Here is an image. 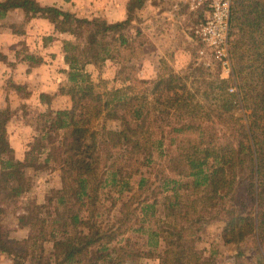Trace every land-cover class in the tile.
I'll list each match as a JSON object with an SVG mask.
<instances>
[{"label": "trees", "instance_id": "trees-1", "mask_svg": "<svg viewBox=\"0 0 264 264\" xmlns=\"http://www.w3.org/2000/svg\"><path fill=\"white\" fill-rule=\"evenodd\" d=\"M145 1L131 0L128 20L110 24L41 6L36 0H0V19L11 11L22 10L27 17L49 20L60 33L86 40L64 42L69 70L61 93L71 97L72 105L70 109L50 113L54 115L52 131H65L46 159L48 165L61 171L62 188L48 204L28 200L18 221L20 227H31L32 232L22 240L10 238L11 230L3 223L1 215L5 210L1 205L4 194L6 201L15 205L28 198L32 190L28 168L42 167L34 156L37 147H32L24 162L0 160V253L13 264H122L124 258L137 253L132 250L130 239L124 238L134 228L129 223L138 211L155 216L157 200L132 196L122 203L117 221L107 225L102 216L112 209L103 211L102 196L108 188L119 189L120 196L138 192L130 179L149 167L156 153L166 156L169 124L159 126L153 133L147 128L153 105L163 107V113H177L191 108L195 95L188 89V78L166 68L150 83L138 79L131 83L130 78H125L129 85L111 89L107 81H96L88 66L100 69L106 61L115 60L118 49L128 44L125 30L130 14L141 9ZM230 26L232 75L208 83L205 94L208 99L218 97L223 117L234 119L236 112L241 111L242 116L235 121L238 127L233 129L238 140L223 142L217 130L205 127L201 121L182 122L173 128L177 136L171 144H177L178 154L168 160L170 169L190 180L164 182L162 193L167 191L171 195L165 196L167 204L163 205L173 222L159 220L158 228L137 230L148 233L147 256L158 259L159 264H217L216 251L212 250L206 260L195 248L200 240L198 224L205 218L204 209H217L214 214L206 213L224 223L222 239L237 249L235 261L228 264H241L247 252L264 247V0H234ZM108 36H112L110 42L105 41ZM232 87H236V93L229 92ZM158 94L165 99H154ZM9 120L7 111L0 112V158L10 153L6 145ZM110 120L121 123L125 129L115 143L103 140L104 123ZM117 155L119 158L114 161ZM123 160L134 167L132 172L123 174ZM146 183V178H140L137 189L141 191ZM185 190L201 196L197 200H190L191 194L183 198L181 193ZM133 200L137 207L131 210ZM225 200L230 202L231 210L225 207ZM115 201L113 198V207ZM245 201L252 204L251 208L244 207ZM198 203L202 204V211ZM184 206L189 209L186 213ZM193 214L195 220L190 217ZM161 243L165 250L157 253ZM45 244L52 245L54 262L44 257ZM92 248L97 249L95 255L90 252ZM259 257L264 264V251Z\"/></svg>", "mask_w": 264, "mask_h": 264}, {"label": "crops", "instance_id": "crops-1", "mask_svg": "<svg viewBox=\"0 0 264 264\" xmlns=\"http://www.w3.org/2000/svg\"><path fill=\"white\" fill-rule=\"evenodd\" d=\"M36 1L41 6L55 7L78 17H100L113 24L128 20V4L131 0ZM187 1L146 0L144 6L133 13L132 60L138 62L142 58L145 66L138 71L144 78H150L148 73L151 69L153 71L155 65L158 72L166 68L176 74L175 69L180 66L183 68L187 63L191 46L193 47L189 29L208 15L205 8L193 11L191 3ZM72 39L73 35L56 31L49 20L27 17L22 10L11 11L4 19H0V112L7 111L10 115L6 145L11 151L10 156L3 154L0 160L24 162L27 153L37 141L39 129L48 123L50 130L52 128L54 115L50 122L44 121L43 117L51 112L71 108V97L62 94L61 88L67 83L66 72L69 70L64 42ZM117 64L122 66L124 62L117 61ZM59 131L64 133L63 130ZM49 146L42 149V154L36 155L38 165L46 164ZM46 167L28 168L27 174L31 178L45 174L55 177L56 171ZM1 171L0 163V176ZM45 184L47 187L49 183H38L33 189L38 186L40 189ZM60 187L61 184L57 189ZM3 200L2 208H13L11 204L7 205L9 201L6 203L5 198ZM4 224L12 230V237L18 240L30 235V228L20 227L19 222L7 221L5 217ZM162 249L160 246L159 253H162ZM157 261L159 264V260ZM0 264H12V261L0 253Z\"/></svg>", "mask_w": 264, "mask_h": 264}, {"label": "rangeland", "instance_id": "rangeland-1", "mask_svg": "<svg viewBox=\"0 0 264 264\" xmlns=\"http://www.w3.org/2000/svg\"><path fill=\"white\" fill-rule=\"evenodd\" d=\"M188 2H192V0H188ZM135 12V11H134ZM133 12V13H134ZM133 13L130 14V18H133ZM84 18V17H81ZM97 18L100 21H103L100 17H91L89 19ZM203 21V20H201ZM200 21V22H201ZM132 20H130V23L128 27L125 30V35L128 36V38L131 40L128 44L123 48V49H118V52L116 53V57L114 61H106L103 66L99 68L95 66H89V72L93 74V78L98 81L99 79H103L104 81L108 82V87L113 89V88H122L126 85H129L130 83H127L124 81L125 78H130L131 83L132 81L135 80H140V81H146L148 83L156 80L158 78V75L162 72H158L157 66H153V71L152 69L150 70V78H144L143 75L138 71L139 69L143 70L145 64L142 58L136 62L132 60V57L134 55V51L132 48L131 43H133V36H132ZM200 22L197 24H194L193 26L190 27L189 29V36H190V41L193 47L191 46L190 49V54L189 58L187 59V63L184 65L182 68L181 66L175 69L176 74L180 75L182 77L188 78V89L191 91L192 94H194V98L190 101L191 103V108L184 110V111H177L175 110L169 111L163 113V107H161L158 104L153 105L152 109V116H151V122L148 123L149 125L147 128H150V132H157V128L159 126H163L164 124L168 123L167 127V133H166V142H165V157H160L157 153L154 155V161L149 167H145L140 171V174L137 176H134L132 179H130V183L134 186L135 192L136 193H128L125 192L123 196H120L117 191L119 189H112L108 188L106 191H104V195L102 196V202L104 205L103 211L107 209H112L111 213L104 214L102 216V221L107 224L111 225L115 221H117V218L120 217V212L122 210V203L126 202L128 198L135 196V197H148L151 202L157 200L158 205L156 207V215L152 216L151 214L145 215L141 213L140 211L137 212L136 218L132 221V226H134L133 230L129 231L127 235L124 237L125 239H130V246L132 250H136L137 253L134 254V256L124 258L122 260V264H158V259H152L147 256V253L149 252V248L146 246V241L148 240V233L143 234L142 232H137V230L140 227H143L144 230L146 231L149 228H158L161 223H159V220L163 222H173V219L167 217V214H169V210L163 205L167 204V202L164 200L165 196L171 195V193H162V188H164V182H169L170 180H179L186 182L190 179L187 178H181L179 177L176 173L172 172L170 169L171 163L168 161L170 158H173L177 156L178 151H177V144L173 143L171 144V141L176 138V134L173 132V128H175L179 123H188V122H203V125L205 127H210L214 128L219 132V134L222 136V141L225 142V140H230L233 142H236L238 139L235 138V132L233 129L237 128L238 125L235 124V121L239 119L242 116L241 111H237L234 119H230L228 117H223L222 113L223 109L221 108L222 106L220 105L221 103L217 100V96L214 98H206V90L208 89L206 85L208 83L214 82L217 78L220 79H229L226 74L222 72V69L220 66L217 65H212L211 67H208L206 69L203 66H198L197 60H196V51L199 47V44L194 40L191 29L194 28L196 25H198ZM88 36V35H86ZM112 36H108L105 41H111ZM136 41V40H134ZM66 42V41H65ZM68 42H76V43H84L86 42L85 39H80L75 36H73L72 41ZM190 44V43H189ZM65 52V50H64ZM117 61L124 62V64L118 65ZM133 61V64H132ZM172 70H174L172 68ZM201 71H204L202 74ZM188 76V77H187ZM142 90V88H137V91ZM161 97L162 99H165V97L161 95H155L153 98L157 99ZM221 106V107H220ZM53 115L51 116L50 113L46 114L44 116V121L50 122L52 120ZM43 122L40 123V126H42ZM50 124L48 123L45 125V127L40 128L38 132V137L37 141L34 142L33 146H36L37 149H35L34 156L38 155L40 151L42 153V149H47L49 144V149H51L52 146L58 145L64 135L63 132L60 131H54L51 133L52 129L50 130ZM104 125H106V135L103 137V140H107L110 143H115L119 141L123 135L125 134V129L121 125V123L117 121H108L105 122ZM167 125V124H166ZM156 128V130H155ZM51 131V132H50ZM65 132V131H64ZM47 138H49L47 140ZM47 140V142H46ZM59 142V143H58ZM32 150V149H31ZM11 154V151L9 153V156ZM119 157L118 155L113 158V160H117ZM47 159V158H46ZM46 163V160H45ZM121 165L125 166L123 169V174H128L132 172L134 167L130 165V162H127L126 160H123L121 162ZM53 169V167H49V165L46 163L45 165H42L43 168ZM56 171L57 174H55V177L53 176H48L47 174L31 178V183H32V190L30 194L28 195V198L22 199L21 204L15 205L11 204L10 201L7 203V205L11 204L13 208H8L4 209L5 212L2 213L1 216H3V223H4V218L6 217V220H11L13 222H19L18 221V216L20 214L24 213V207L28 205V200H34L37 202V204H48L50 199H53L56 196V193L62 188V182H61V177L62 173L59 169H53ZM28 175V174H27ZM140 178H146L148 180V183H146L143 186V189L139 191L138 188V182ZM34 180V181H33ZM49 183L48 186L46 187V184L44 187L37 189H33L35 185L38 183ZM61 184V187L59 189L58 185ZM5 193V192H4ZM190 195V200H197L199 196L193 193V190H185L181 193L182 197L185 198L184 196ZM202 195L203 192H202ZM3 198L6 200V195H3ZM116 199L117 202L115 206L113 207L112 199ZM123 198L124 200H119ZM218 201V200H216ZM4 200H2V205H3ZM226 203L225 207L227 209H230V202ZM1 205V207H2ZM6 205V204H5ZM130 209L133 210L134 208L137 207V202L133 200V203H130ZM252 204L250 202L244 203V207L246 209L251 208ZM199 210H203L202 204L198 203ZM180 209V208H179ZM178 209V210H179ZM188 207L184 206L183 213H186L188 211ZM217 209H204L203 214L205 215V218L203 221H201L198 224V227H200V230L197 232V236H200V240L196 243L195 248L196 252L203 257L206 260L210 259L211 252L212 250L216 251L215 255V261L217 264H228L232 263L235 261V254L237 252V249L234 245H226L222 239V231L224 227V223L220 221L218 217H214V215H211L206 212H210L213 214L216 212ZM231 210V209H230ZM127 211V210H125ZM19 213V214H18ZM192 220L196 219V216L193 214L190 216ZM15 224V223H14ZM5 225V224H4ZM6 226V225H5ZM14 227V225L12 224ZM7 227V226H6ZM9 229V227H7ZM30 228V234L32 232L31 227ZM10 230V229H9ZM136 230V231H134ZM12 230L10 232V238L16 239L12 237L11 235ZM123 244L125 243L122 241ZM165 245L162 244L161 247H163L162 252L165 250ZM45 251L43 253L44 257L47 260H50L52 262L55 261L54 257V251L52 249L51 244H45ZM160 249V248H159ZM96 248L91 249V254L95 255L96 254ZM264 251V247L260 251H250L247 252L246 256L241 260V264H261V259H260V254ZM161 252L159 250L157 253ZM12 261V260H11ZM13 264V261H12Z\"/></svg>", "mask_w": 264, "mask_h": 264}, {"label": "built area", "instance_id": "built-area-1", "mask_svg": "<svg viewBox=\"0 0 264 264\" xmlns=\"http://www.w3.org/2000/svg\"><path fill=\"white\" fill-rule=\"evenodd\" d=\"M234 0H192L191 9L207 10V17L191 29L194 40L199 44L196 60L199 67L206 69L212 65L220 66L229 78L232 75L230 54V22ZM203 74L204 71H201ZM236 93V87L229 90Z\"/></svg>", "mask_w": 264, "mask_h": 264}]
</instances>
